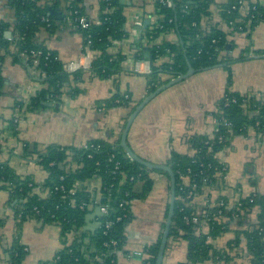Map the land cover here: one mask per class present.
<instances>
[{"label": "trees", "instance_id": "trees-1", "mask_svg": "<svg viewBox=\"0 0 264 264\" xmlns=\"http://www.w3.org/2000/svg\"><path fill=\"white\" fill-rule=\"evenodd\" d=\"M213 1L172 0L173 5L168 7L156 0V19L144 30L148 43L171 30L179 38L177 43L164 41L152 45L153 60L166 55L170 60L152 65L150 72L145 74L149 93L168 81L161 79L162 75L175 77L184 73L188 64L196 71L214 66H221L227 71L226 89L212 113L215 120L213 131L190 136L187 141L191 153L171 151L165 162L175 176V204L168 240L187 242L186 259L177 264H205L209 260L215 264H236L242 244L249 264H264V193L253 192L230 200L221 194L211 199L208 192L223 185L226 167L218 154L230 146L235 136H246L252 129L255 136L264 138V92L261 97H256L252 92L233 91L230 69V64L235 61L264 56V47L250 53L246 50V54L232 57L227 32L216 23L202 24V18L210 15ZM58 2L10 0L15 14L14 58L19 57L24 49L49 51L36 42L35 34L40 27L53 29L54 17L49 8ZM218 7L222 22L232 28L229 33L246 30L264 21V5L257 4L247 14L240 13L238 0H228ZM66 9L73 21L75 16L83 13L75 1H70ZM122 9L120 0H102L99 24L77 28L83 37V46L93 51L89 72L99 78L109 77L122 69L124 54L109 51L114 40L128 37ZM8 25L0 21V50L9 48L10 41L4 35ZM51 53L48 59H44L43 55L38 57L37 68L46 72V86L31 99V108L41 106L46 99L58 101L64 87L71 94L77 90L75 85L81 70L66 72L63 63L54 59L55 53ZM2 60L0 52V66ZM2 84L0 73V93ZM129 101L127 93H117L104 104L110 107L126 105ZM119 142L90 140L86 147L45 146L37 152V163L47 172L42 183H37L30 176L18 175L9 164L0 163V190L7 191L18 225L33 218L43 223L58 224L62 236L75 233L70 243L62 241V246L52 258L38 264H116V251L123 247L126 226L132 219L131 201L148 195L154 184L152 172L168 179L165 171L149 169L130 159ZM115 161L119 162L118 169L114 168ZM68 163L70 167H67ZM130 177L133 179L129 180ZM94 178L101 181L98 190L89 188V182ZM137 183L140 184L139 190L135 189ZM38 189H47V195L41 196L36 192ZM71 189L75 190L73 194ZM190 191L194 196L188 197ZM82 203H85L83 209L79 207ZM105 203L109 204V210L102 214L99 227L93 233L84 231L83 220L89 206ZM167 212L168 204L165 217ZM194 215L198 216L196 223L191 221ZM107 220L113 221V224L104 228ZM227 231H232L234 237L225 247H216L211 240ZM161 235L144 247L145 264H155ZM111 240H116L117 244L107 245ZM10 255L12 264H20L25 255L24 246L15 244Z\"/></svg>", "mask_w": 264, "mask_h": 264}, {"label": "crops", "instance_id": "crops-1", "mask_svg": "<svg viewBox=\"0 0 264 264\" xmlns=\"http://www.w3.org/2000/svg\"><path fill=\"white\" fill-rule=\"evenodd\" d=\"M70 1H75L82 9L81 16L95 21L99 20L102 0H59L55 6L49 8L50 14L54 17L53 29L47 30L40 27L36 31L35 39L38 44L54 52L63 64L77 58L83 61L82 56L86 55L83 37L74 26L72 18H69L66 9ZM226 1L228 0L213 1L210 6V15L202 18L203 26L208 23L219 25L227 32L228 40L231 42L229 49L236 48V51L243 49L242 40L246 38L245 36L249 37L255 27L251 36L256 45L248 53L251 50L263 48L264 21L240 31L241 40H238L240 45L233 40L232 35H235L237 31L229 33L232 28H228L225 22H222L218 7ZM243 1L248 4L264 5V0ZM120 3L123 5L124 28L128 31V37L114 40L109 51L124 54L122 69L109 77L99 78L91 74L89 68H81L74 94L68 93V88L64 87L58 101L46 99L41 106L31 108V99L46 86L45 78L39 76L37 70L26 64L20 56L14 58L15 14L10 0H0V21L9 23L4 35L10 41L7 50H0L3 55L0 66L3 82L0 93V163L9 164L16 174L30 176L37 183L44 182L47 172L37 163V152L42 151L49 144L80 147L90 140L120 141L124 123L132 107L148 95L147 77L143 73L133 72L132 67L136 62L146 61V56L143 54L144 46L148 47L153 54L152 45H158L164 41L177 43L179 38L173 30L161 34L151 43L144 38V30L156 19V0H120ZM64 12L67 14L65 18ZM247 48L245 46L243 51ZM252 59L258 60L255 64L260 67L249 72L248 75H241L237 69L243 61L234 65L231 83L233 91L264 92V56L251 57L248 60ZM169 60L168 55L157 57L152 65H160ZM248 60L245 63L253 62ZM143 65L144 63L140 64L141 67ZM171 78L173 77L169 75L161 76V79ZM225 80V69L214 66L200 71L195 70L189 77L161 91L141 109L133 120L127 135L128 145L142 158L158 164L165 163L171 151L190 154L187 139L195 134L211 133L214 129L215 120L212 113L216 102L223 96L226 89ZM117 93H127L130 96L129 103L105 106V101ZM252 132L255 134L254 131ZM240 136L232 139L230 148L234 147L238 140L240 144V140H244L248 132L246 136ZM8 138L14 139L10 141L14 145L5 148L4 139ZM20 142L21 151L18 146ZM241 143L243 144L244 141ZM229 147L218 154L226 171L222 187L208 190L211 199L221 194L234 200L240 196L258 192L245 191L240 187L239 180L244 171L243 163L246 161L241 164L240 175L236 181L230 179L234 169L228 178L227 172L230 166L226 157L224 158L225 153L222 152H226ZM239 153L247 155L248 152L244 148H239ZM26 157H30V160L36 163L33 165L23 163L22 158ZM70 166L71 164L68 163L67 167ZM151 175L153 177V174ZM153 179L154 184L148 195L143 199L131 201L132 219L126 226V241L123 247L116 251V264H145L146 255H138L136 252L142 251L146 245L155 242L162 233L169 201V181L159 173ZM257 180L258 177L254 176L252 182L256 184ZM248 183L250 185V180ZM100 185L99 178L89 182L90 190H98ZM139 188L140 184H135V189L139 190ZM36 192L41 196H46L48 193L47 189H38ZM260 193H264V190ZM101 217L100 205L91 204L83 220V230L93 233L99 227ZM36 220L29 218L18 225L14 206L9 202L7 191L0 190V264H12L10 252L15 244L24 246L25 255L20 264H38L40 261L52 258L62 246V241L66 240V243H70L75 237L74 232L62 236L58 224ZM233 237V232L227 231L211 242L216 247H225ZM186 253L185 240L169 239L162 264L182 262L186 259ZM238 253L239 256L235 259L236 264H249L243 244L242 250ZM205 264L215 263L209 260Z\"/></svg>", "mask_w": 264, "mask_h": 264}, {"label": "rangeland", "instance_id": "rangeland-1", "mask_svg": "<svg viewBox=\"0 0 264 264\" xmlns=\"http://www.w3.org/2000/svg\"><path fill=\"white\" fill-rule=\"evenodd\" d=\"M254 28L252 29V31L254 30ZM252 31H251L249 37L245 36L246 38H244L242 40L241 46H244V47L241 51L240 50L236 51V48H232L230 50L229 54L232 57H237L240 54H246L245 51H243L245 46L248 47L246 49V50H248V52L251 48H255L254 46L256 45V43H253L254 38L251 36ZM239 37H241L240 31H237L235 33V35H232L233 40L240 45L241 43L238 42V40L240 39ZM252 57L257 58V56H252ZM250 58L251 57L244 59V60H241V61H243V62L240 61L242 64H239L237 66V69L241 72V75H248L249 72H253L254 70L257 69V67H260V66H257L255 64V62L258 60H254V59L248 60ZM247 60L253 61V62L245 63V61H247ZM238 62L239 61H235V62L230 64L231 74H232V72H234V65H236ZM231 67L233 68V71H232ZM263 69H264V66H263ZM226 80H227V71H226ZM226 80H225V84H226ZM262 92H253V93H262ZM252 131H253L252 129H249L248 136L244 137V140H240L241 142L244 141L243 144L241 142H240V144H238L239 143V140H238V141H236L234 147L233 146L231 148L229 147V149L226 152L224 151L222 153H225L224 158L226 157V160L230 166L229 171L227 172L228 178H229V174L232 172V169H234V172L230 175V179L232 181H236L240 175V166L243 163V161H246L245 163H243V167H244L243 170L244 171H242V176L239 180L240 187H242L243 190H245V191L246 190H252V191L261 192V190H264V138L255 136V134H253ZM4 140H5V142H4L5 148H10L14 145L13 142H12V144L10 142V141L14 140L13 138H8V139H4ZM18 146H19V150L21 151V147H20L21 142L18 143ZM239 148L246 149L248 152L247 155H243L242 153H239ZM14 155H16V154H14ZM7 157L9 158L8 153H7ZM30 159H31L30 157H28V158L26 157V158H22V161H23V163H29L31 165L36 163L35 161H31ZM151 174H153V178H156L158 175L157 172H152ZM254 176L258 177L256 184L252 183V179L254 178ZM249 180H250L251 186L248 183ZM168 194H169V189H168ZM242 194H243V192H242Z\"/></svg>", "mask_w": 264, "mask_h": 264}, {"label": "water", "instance_id": "water-1", "mask_svg": "<svg viewBox=\"0 0 264 264\" xmlns=\"http://www.w3.org/2000/svg\"><path fill=\"white\" fill-rule=\"evenodd\" d=\"M143 54L146 56L145 60L148 61L149 65L152 66L153 60H152V54L151 51L148 47L144 46L143 47ZM195 72V69L192 68L190 64H188V68L184 73H180L177 76L169 79L166 83L158 86L155 90L150 92L148 95H146L131 111L130 115L126 119L124 123V127L121 132V138H120V146L122 149L125 151L127 156L138 162L139 164L149 168V169H157V170H162L165 171L168 175V181H169V201H168V212L167 216L165 218L164 222V227L162 230V235L160 239V244L158 248V253L156 256L155 264H162L163 257H164V252L167 246L168 242V234H169V229L172 224V217L174 213V204H175V176L171 168L166 165L165 163L158 164V163H153L151 161H148L141 156H139L127 143V135L128 131L131 127V124L137 114L141 111V109L152 99L154 98L157 94H159L161 91L164 89L170 87L171 85L189 77Z\"/></svg>", "mask_w": 264, "mask_h": 264}, {"label": "built area", "instance_id": "built-area-1", "mask_svg": "<svg viewBox=\"0 0 264 264\" xmlns=\"http://www.w3.org/2000/svg\"><path fill=\"white\" fill-rule=\"evenodd\" d=\"M161 3L165 4L166 6L170 7L173 5L172 0H160ZM257 4H248L245 3L243 0H238V9L240 12H243L244 14H247L250 10H253L256 8ZM76 13V11H74ZM45 19V18H42ZM91 23H95V24H99V20H90L88 18H86L85 16H75L74 17V21L73 24L76 28H80V29H85L87 28ZM85 53L86 55L82 56L83 57V61L80 58L74 59V60H70L68 62H66L65 64H63V68L66 72L71 73V72H75L77 70H80L81 68H90L91 65V61L93 58V53L88 49L85 48ZM51 51H47V52H43L41 49H24L20 52V57L26 62V64H28L29 66L33 67L34 69L37 70L39 76L43 77L46 79V72L42 69L37 68V63H38V57L40 55H43L44 59H48L51 56ZM53 58L54 59H58V56L56 54H53ZM141 63H144L143 67L140 66ZM152 66L149 65L148 61H141V62H136L134 64V66L132 67L133 72H139V73H143V74H147L150 72ZM253 93V92H252ZM255 94L256 97H261L263 95L262 93H253ZM84 147H86V144L83 145ZM115 169L119 168V162L115 161V165H114ZM114 171V170H113ZM133 177H130L129 180H132ZM60 189L63 190V186H60ZM74 189L70 190V193L73 194L74 193ZM189 196H194V193H192V191L189 192L188 197ZM219 204H222V202H219ZM85 206V203H82L79 205V207L81 209H83ZM109 210V204L105 203L103 205H100V211L102 214H106ZM185 219H188L187 217ZM191 221L196 223L198 222V216L194 215L191 218ZM113 224V221L111 220H107L104 223V228H108ZM117 244L116 240H111L109 243H107V245H113L115 246ZM138 255L144 254L146 255V253L144 252V249L142 251H137L136 252Z\"/></svg>", "mask_w": 264, "mask_h": 264}]
</instances>
